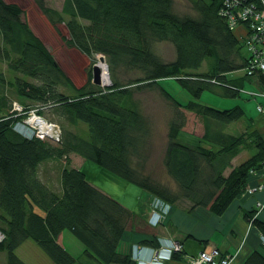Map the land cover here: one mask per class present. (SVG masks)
I'll return each instance as SVG.
<instances>
[{
    "label": "trees",
    "instance_id": "obj_1",
    "mask_svg": "<svg viewBox=\"0 0 264 264\" xmlns=\"http://www.w3.org/2000/svg\"><path fill=\"white\" fill-rule=\"evenodd\" d=\"M224 1L193 0L199 16H180L173 10V0H65L62 10L69 15L71 41L85 54L102 53L113 82L105 87L95 83L72 97L60 89L69 83L68 76L31 32L22 8L0 0V62L22 76L9 80L0 70V89L16 86L22 97L52 103L61 120L88 128L86 134H78L62 126L58 141L37 134L24 136L14 128L21 119L18 109L0 93V230L4 235L0 252L5 253L0 264H27L16 250L30 239L56 264H74L76 256L58 242L64 230L75 234L85 246L84 253L101 264H135L130 252L121 251V241L137 213L91 183L83 169L71 165V153L92 160L151 197L171 205L180 199L190 201L189 210L203 206L221 215L247 189L252 172L264 164V131L248 144L257 152L234 165L239 137L224 127L244 117L245 109L240 104L216 108L201 100L206 89L216 88H222L226 97H238L243 83L229 74L242 68L248 75L249 61L241 52L240 37L220 13ZM154 40L172 42L175 59L160 58L152 48ZM204 62L209 69L200 72ZM121 66L144 74L130 83L121 82L116 75ZM253 75L264 86L262 73ZM173 81L190 98H180L178 90L169 86ZM136 83H140L136 89L158 86L176 108L162 159L171 185L148 170L153 135L133 98ZM185 110L194 111L206 123L207 140L221 144L219 151L179 139L187 120ZM50 159L65 160L59 190L41 178L40 167ZM228 168H232L229 175L225 174ZM245 215L264 236V220L249 212ZM142 243L159 245L154 237ZM241 264H264V253L255 249Z\"/></svg>",
    "mask_w": 264,
    "mask_h": 264
},
{
    "label": "rangeland",
    "instance_id": "obj_2",
    "mask_svg": "<svg viewBox=\"0 0 264 264\" xmlns=\"http://www.w3.org/2000/svg\"><path fill=\"white\" fill-rule=\"evenodd\" d=\"M5 1L8 3H16L22 8L23 19L27 22L31 32H33L35 36H37V38L42 41V43H45L50 53L53 54L56 62L68 76L69 83H67L66 86H61L60 88L65 95L77 97L80 95L81 91H84L95 84L92 75V73H94L93 66L101 61L99 57L103 54H85L76 44H74L73 41H71L70 31H68L67 28L69 15L62 10L65 0H44V4H40L38 0ZM172 5L174 12L180 16H199L198 11L195 8V4H193V0H173ZM246 32L247 30L245 25L240 26V33L238 30L235 31L238 37L240 34L246 35ZM152 48H154V51L157 53V55H159L160 58L166 61H172L176 57V47L172 42L154 40L152 43ZM243 52H245V49ZM103 63H105L107 66L106 72H108L109 82L107 85H105L101 80V85L105 87L111 85L113 82L112 72L110 71L109 64L107 61ZM208 69V64L204 62L199 71L205 72L208 71ZM0 70L4 71L9 80H14L18 76L22 77L18 73L11 71L8 68L7 63L3 61L0 62ZM116 71L118 79L125 83H130L135 79L141 78V76L144 74L142 70L132 68L129 69L125 66L119 67V69ZM232 75L236 77L240 83L245 84L238 90L241 93L238 95V97H226L221 92L222 88H216V90L206 89L201 97V100L216 108L218 107L221 109H228L241 103L244 109H246V114L244 117L240 118L239 121L232 122L231 124H228V126L224 127L225 132L239 137L238 141L240 145L238 149L240 153L237 155V162L240 163L249 159L254 153L257 152L255 147L249 148L248 144L252 139H256V134L264 131V126L262 129H260L262 125H260V127L255 125V121L256 124H260L259 121L255 119L256 117H250V113H254L256 111H258L259 116L261 114V116L264 117V113L261 111L259 112L258 108V105L263 103V101L260 99L264 98V86L259 84V87L251 88L250 81L256 76H246L245 70L242 68L237 70V72H232ZM229 76H231V74H229ZM27 79L34 82L30 78ZM140 83L132 84V88L134 92L133 98L138 104L140 111L147 117L152 128L151 134L153 136L151 143L154 148L152 152H149L150 160L147 164L148 170L154 177H157L166 184L168 183V185H171L173 182L171 177L166 173L162 159L165 147L167 145L166 140L168 135L167 131L170 124L169 122L170 120L174 119V115L177 113L176 108L172 102L165 97L164 93H162L158 86L154 85L152 87H141V89H136L135 85ZM169 86L171 88L175 87V89L178 90V96L180 98L187 96L190 98L186 90L183 91V88L180 85L178 86L175 81L171 82ZM2 92L12 99L13 106L18 109L21 119L15 123L14 128L24 136L31 137L36 133H39L43 134L44 137L48 136L45 139H54L49 137L48 134H44L45 132L41 128L38 129L39 127L37 125L35 126L33 124L26 123V120L35 114L44 117L48 121V124H53L58 127L60 138L62 134V126H66L78 134L87 133L88 128L85 124L79 123L78 125H73L63 119L61 120L60 117L55 114L52 103L46 104L41 101H33L29 98L22 97L19 95L16 86H5L4 88L0 89V93ZM185 113L187 115V120L183 129L179 132V139H181L183 142L192 143L194 145L200 144L206 146L207 148L210 147L213 150L219 151V149L222 148V145L219 143L215 144L214 142L207 140L208 126L206 127V123L200 118V116L194 111L185 110ZM31 125L37 128H33ZM69 159L71 161V165L77 167L78 169H83L87 175V179L100 189H102L101 187L104 186L108 189H111L113 193L119 192V183L121 181L117 176L114 175V173L112 174L105 168H101L92 160H87L81 155L79 156L75 153H71L69 155ZM64 163L65 160L57 161L50 159L43 163V165L40 167L39 171L41 178L43 181H46L48 184H50L53 189L59 190L60 168ZM231 169L232 168H228L225 174L229 175ZM252 175H255L257 182H255V184L249 185L247 189L240 193V195L237 197H242L244 194H248L247 196H253L257 192H264V164L260 169L252 172ZM261 186H263V188H261ZM257 202L261 203L262 205H260V207L261 209H264V201L258 200ZM176 205H187V207L190 208L189 206L191 205V202L185 199H180ZM67 231L69 232L70 230ZM69 233L71 234V232ZM26 250V252L24 250V256L27 258L28 262L31 263L32 260L41 259L42 256L39 252L43 250L38 249L40 251L36 252L32 250L29 251L28 248ZM20 253L21 249L19 251V254ZM82 255L83 256H81V258L83 259H88V257H90L85 253Z\"/></svg>",
    "mask_w": 264,
    "mask_h": 264
},
{
    "label": "crops",
    "instance_id": "obj_3",
    "mask_svg": "<svg viewBox=\"0 0 264 264\" xmlns=\"http://www.w3.org/2000/svg\"><path fill=\"white\" fill-rule=\"evenodd\" d=\"M230 74L232 75V73ZM250 84L251 88H257L259 84L261 86L263 85L260 77H254L250 81ZM244 85L243 83L242 86ZM260 100L264 102V98ZM240 105L243 107L241 103ZM250 117H256L255 119H257L260 124H256L255 121V125L257 127L262 125L260 129L263 128L264 117L261 116V114L259 116L258 111L250 113ZM237 159V156H235L232 159V163L235 165L241 164V162H237ZM119 179L121 181L120 183L118 182L120 184L119 192L113 193L111 189L104 186L101 187V190H105L111 196L120 200L124 205L137 213L134 218L135 221L130 224L131 227L129 226V228H127L126 234L121 241V251L124 253L130 252L132 245L137 242L144 244L142 243L143 239L153 237L156 239H158V237H165L182 242L183 251L168 261L167 264H195L188 261L186 256L197 254L202 251L203 248L212 245H216L224 253H236L234 261L231 264H241L245 257L252 251H255V249L264 253V242L262 241L261 233L256 226L250 224L249 219L245 215V212H249L264 220V209H261L260 205L257 204L258 200L264 201V192H257L253 196L244 194L242 197L239 196L235 198L221 215H217L210 211L209 208L203 206L189 210L187 205L181 206L174 204L167 218L168 220L158 225V227H153L147 220L150 210V197L152 194L131 185L125 179ZM255 182H257L255 175L250 176L248 179L249 185L255 184ZM69 232L67 230L62 231V234L58 238V242L61 245H65L67 250L72 255L76 256L77 260L74 264H101L97 258H81V256H83L82 254H84L85 246L77 239L75 234H72V232L70 234ZM27 248L29 251L32 250L34 252L40 251L38 249L42 250L32 239L23 242L16 250V253L27 264H56L44 251L39 252L42 256L41 259L32 260L31 263L28 262L27 258L24 256V250L26 252ZM20 249L21 253L19 254ZM4 257L5 253L0 252V258L5 260Z\"/></svg>",
    "mask_w": 264,
    "mask_h": 264
},
{
    "label": "built area",
    "instance_id": "obj_4",
    "mask_svg": "<svg viewBox=\"0 0 264 264\" xmlns=\"http://www.w3.org/2000/svg\"><path fill=\"white\" fill-rule=\"evenodd\" d=\"M223 3L224 6L220 13L226 17L230 28L234 32L238 30L240 33V26L245 25L246 27V35L240 34L239 37L241 39L242 36V41L240 40L241 45H243L241 52L249 61L246 69L247 74L253 75L259 71L264 76V0H225ZM244 49L245 52H243ZM258 108L259 112L264 113V102L259 104ZM33 116L44 122L47 121L37 114ZM29 119H25L26 123H29ZM36 134L44 137L43 134ZM54 139L60 140L61 138L58 135ZM258 204L262 205L259 202ZM149 209L147 220L151 226L158 227V225L168 220L167 218L173 208L170 202L155 196L151 197ZM3 239L4 235L0 230V241ZM262 239L264 242V236H262ZM157 240L159 241L158 246L144 245L138 242L132 245L130 250L132 261L135 264H167L176 252L183 251L182 242L165 237H158ZM235 256L236 253H224L216 245H212L203 248L197 254L187 255L186 257L188 261L195 264H231Z\"/></svg>",
    "mask_w": 264,
    "mask_h": 264
},
{
    "label": "bare ground",
    "instance_id": "obj_5",
    "mask_svg": "<svg viewBox=\"0 0 264 264\" xmlns=\"http://www.w3.org/2000/svg\"><path fill=\"white\" fill-rule=\"evenodd\" d=\"M97 64L100 67L101 72H102V75H101L102 83L107 85L109 83L108 82V72H106L107 66H106L105 63H103L101 61L98 62ZM29 123L33 124L35 126L37 125L39 128H41L45 132V134H48L49 136L52 135L51 136L52 138H57L58 137L57 135H59V128L58 127H56L53 124H48L47 121L44 122V121L40 120L39 118H37L36 116L35 117L34 116L30 117Z\"/></svg>",
    "mask_w": 264,
    "mask_h": 264
},
{
    "label": "water",
    "instance_id": "obj_6",
    "mask_svg": "<svg viewBox=\"0 0 264 264\" xmlns=\"http://www.w3.org/2000/svg\"><path fill=\"white\" fill-rule=\"evenodd\" d=\"M100 60L103 61V62H106L105 61V56L104 55H100ZM93 81L94 83L96 84H101V75H102V72H101V69L100 67L98 66V64H95L93 66Z\"/></svg>",
    "mask_w": 264,
    "mask_h": 264
}]
</instances>
